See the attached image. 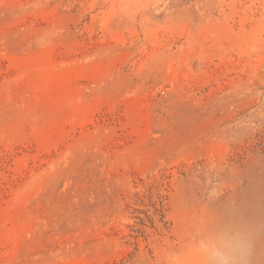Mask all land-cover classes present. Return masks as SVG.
<instances>
[{"label": "rangeland", "instance_id": "1", "mask_svg": "<svg viewBox=\"0 0 264 264\" xmlns=\"http://www.w3.org/2000/svg\"><path fill=\"white\" fill-rule=\"evenodd\" d=\"M229 226L264 264V0H0V264H199Z\"/></svg>", "mask_w": 264, "mask_h": 264}, {"label": "clouds", "instance_id": "2", "mask_svg": "<svg viewBox=\"0 0 264 264\" xmlns=\"http://www.w3.org/2000/svg\"><path fill=\"white\" fill-rule=\"evenodd\" d=\"M250 253V234L242 227L211 230L196 245L201 264H247Z\"/></svg>", "mask_w": 264, "mask_h": 264}, {"label": "bare ground", "instance_id": "3", "mask_svg": "<svg viewBox=\"0 0 264 264\" xmlns=\"http://www.w3.org/2000/svg\"><path fill=\"white\" fill-rule=\"evenodd\" d=\"M195 258H196V257H195ZM178 259H179V258H178ZM190 259H191V257L189 258V260H190ZM192 259H193V258H192ZM198 259H199V258H198ZM176 260H177V259H176ZM172 261H173V260H172ZM190 261H191V260H190ZM190 261H188V263H190ZM195 262H196V261H195ZM188 263H187V264H188ZM191 263H192V261H191ZM193 263H194V262H193ZM193 263H192V264H193ZM183 264H186V262L183 263ZM199 264H201V262H200Z\"/></svg>", "mask_w": 264, "mask_h": 264}]
</instances>
